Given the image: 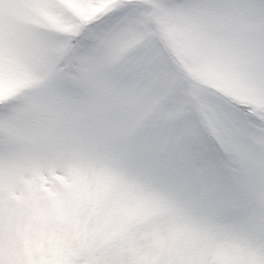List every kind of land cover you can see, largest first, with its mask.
<instances>
[{
  "label": "snow or ice",
  "instance_id": "obj_1",
  "mask_svg": "<svg viewBox=\"0 0 264 264\" xmlns=\"http://www.w3.org/2000/svg\"><path fill=\"white\" fill-rule=\"evenodd\" d=\"M0 264H264V0H0Z\"/></svg>",
  "mask_w": 264,
  "mask_h": 264
}]
</instances>
